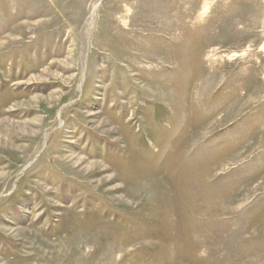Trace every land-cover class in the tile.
Returning a JSON list of instances; mask_svg holds the SVG:
<instances>
[{
	"label": "rangeland",
	"instance_id": "obj_1",
	"mask_svg": "<svg viewBox=\"0 0 264 264\" xmlns=\"http://www.w3.org/2000/svg\"><path fill=\"white\" fill-rule=\"evenodd\" d=\"M0 264H264V0H0Z\"/></svg>",
	"mask_w": 264,
	"mask_h": 264
},
{
	"label": "bare ground",
	"instance_id": "obj_2",
	"mask_svg": "<svg viewBox=\"0 0 264 264\" xmlns=\"http://www.w3.org/2000/svg\"><path fill=\"white\" fill-rule=\"evenodd\" d=\"M96 9V8H95ZM78 215V214H77ZM88 245V244H87ZM96 253V252H95Z\"/></svg>",
	"mask_w": 264,
	"mask_h": 264
}]
</instances>
